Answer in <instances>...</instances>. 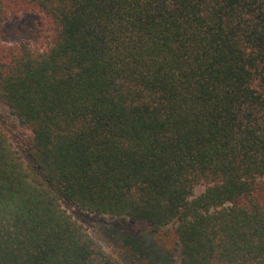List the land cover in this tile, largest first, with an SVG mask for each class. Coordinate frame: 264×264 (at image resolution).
<instances>
[{
    "label": "trees",
    "instance_id": "trees-1",
    "mask_svg": "<svg viewBox=\"0 0 264 264\" xmlns=\"http://www.w3.org/2000/svg\"><path fill=\"white\" fill-rule=\"evenodd\" d=\"M21 15L29 36L0 40V264H264V0H0V34Z\"/></svg>",
    "mask_w": 264,
    "mask_h": 264
},
{
    "label": "rangeland",
    "instance_id": "rangeland-1",
    "mask_svg": "<svg viewBox=\"0 0 264 264\" xmlns=\"http://www.w3.org/2000/svg\"><path fill=\"white\" fill-rule=\"evenodd\" d=\"M14 22V23H13ZM34 22V17L31 15H21L18 18H12L11 21L9 22V25L12 24L13 26L15 25H21L19 30L15 29V28H11L8 27L9 25H7L4 28V32L3 34H0V40L1 39H6L8 42H12L13 40L17 39L20 33L22 35L29 36L28 34V30L30 27H32ZM1 110V108H0ZM203 190V187H197L196 188V194L200 193ZM106 223H104V222ZM91 235L93 237H95L96 239H100V237L107 239V243L111 242L113 243V241H116L117 245H120L122 243V237L119 236V234L121 232L127 233L133 237L136 238H142V242L147 245V244H151L154 245L153 241L151 240V236L148 235L149 232L147 231V227L145 224H140V223H134V224H129V223H124V224H119L117 222H112V221H105V220H101L100 219H94L91 221V226L88 227ZM113 233V234H112ZM143 233V234H140ZM109 237H112V240L109 239ZM103 244L106 245V241L103 239L102 240ZM143 244V245H144ZM120 246H117L116 249H119ZM109 250H112V247H108ZM124 255V253H120L118 252V255ZM122 255V256H123ZM145 252L143 253V256L141 257V259L139 262H144L145 261ZM177 257V254H175V258ZM126 262L130 261L128 259H125Z\"/></svg>",
    "mask_w": 264,
    "mask_h": 264
}]
</instances>
